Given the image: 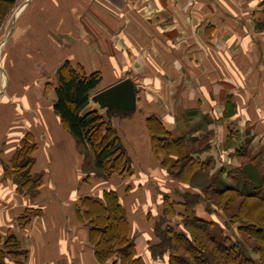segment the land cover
<instances>
[{
	"label": "crops",
	"instance_id": "0c3cea01",
	"mask_svg": "<svg viewBox=\"0 0 264 264\" xmlns=\"http://www.w3.org/2000/svg\"><path fill=\"white\" fill-rule=\"evenodd\" d=\"M21 5L0 51V264H100L77 211L83 198L102 200L108 191L117 193L138 254L147 261L157 243L147 220L154 204L164 194L180 203L175 193L189 188L161 168L149 117L186 144L212 131L211 151L192 158L211 157L222 168H236L233 156L241 149L249 158L264 153V0ZM66 61L88 75L101 73L93 95L125 79L135 84V114L109 119L128 151L133 177L106 180L86 171L81 145L53 109L56 73ZM28 134L37 144L31 173L44 180L34 197L5 178L4 166ZM196 211L202 219L224 222ZM28 213L33 215L22 226ZM9 236L17 239L16 250L6 249Z\"/></svg>",
	"mask_w": 264,
	"mask_h": 264
},
{
	"label": "trees",
	"instance_id": "16d2710c",
	"mask_svg": "<svg viewBox=\"0 0 264 264\" xmlns=\"http://www.w3.org/2000/svg\"><path fill=\"white\" fill-rule=\"evenodd\" d=\"M16 3L17 0H0V28ZM56 80L53 109L70 135L93 151L95 176L106 180L112 176L133 177L130 156L113 122L90 103L92 92L103 81L101 73L88 75L81 66L75 68L66 61L58 69ZM147 121L154 154L162 169L168 170L174 180L188 183L191 179L189 171L207 172L213 168L214 158L207 157L204 161L192 158L193 154L211 151L213 133L206 132L201 138L190 140L189 144L198 146V149L191 150L183 139L173 138L159 120L149 117ZM36 149L35 138L26 135L14 158L4 166L5 178H13L19 189L32 197L44 182L42 175L31 173ZM237 153L249 162L230 176L232 183L217 177L203 188V198L198 193H175L181 197L180 203L172 202L167 194L162 195L165 215L179 217L182 227L177 230L172 225L165 226L164 220L154 225L157 243L149 247L152 261L166 260L167 264H264V153L256 158H249L245 148ZM223 172L224 168L219 175ZM237 199H241L237 212L229 213ZM201 200L208 205L206 214L211 215L214 206L228 212L230 221H224L222 227L213 220L198 217L196 209ZM31 215L33 213L23 217L22 226ZM77 216L88 224L90 244L100 264H148L137 254L127 212L117 193L108 191L102 200L83 198ZM231 223L238 224L241 240L230 232ZM4 244L9 250L19 247L14 236H9ZM245 245L257 259L246 253Z\"/></svg>",
	"mask_w": 264,
	"mask_h": 264
},
{
	"label": "rangeland",
	"instance_id": "374dc122",
	"mask_svg": "<svg viewBox=\"0 0 264 264\" xmlns=\"http://www.w3.org/2000/svg\"><path fill=\"white\" fill-rule=\"evenodd\" d=\"M23 1H26V0H17L16 6L14 7L13 11L8 15V17H6V19L4 20V22L2 24V27L0 28V51H2V52L4 51V48H5L6 37L10 33L11 29L13 28L14 21L19 18L20 9L22 6L21 3ZM47 37H48V35L44 36V38L46 39L44 42V45H46V46L48 45V43H46V41H47V39H49ZM48 79L51 80L50 78H48ZM102 113L105 115L104 112H102ZM110 120H111V118H110ZM207 132L212 133V131H207ZM196 149H198L197 145H196ZM80 151L82 153V156H84L83 161H84L86 171L95 175L96 169H95V165H94V153H93V151L88 146H84V145H81ZM233 157H235V161H237L236 168L225 164L226 167L224 168V172L219 175V173L222 170L221 163H219L218 160L216 161L214 159L215 163L213 165V168H211L207 172L200 171L199 169L196 171H193V170L189 171V176H191V179L188 183L177 182L176 180H174L173 177H171L169 175L168 170H166V169L165 170L163 169V170L167 174V177H170L175 183H182V184L189 185L188 191L186 193H192V194L198 193L203 198V193H202L203 188L208 187L210 182H213L217 177H220L225 182L232 183L230 176L236 171V169L241 168L243 165H245L249 162L248 160H244V159L240 158L238 153H236V155H234ZM173 160H176V158L175 159L173 158ZM263 162H264V159H263ZM263 171H264V164H263ZM233 175H235V174H233ZM155 197L158 198L159 196L157 195ZM240 202H241V199H237L235 201L234 205L232 206V208H230L228 212L229 213H236L237 207H238V205H240L239 204ZM155 205H156V203L154 204L153 213L147 218V220H149V222H151V224L153 223L154 225L157 224V222L160 223L164 220L166 222L165 226L167 224H169V225L174 226L177 230H180V227H182L181 226L182 220L179 217H175L174 215H171V214L165 215L166 206L163 204V199L162 198L160 199V205L159 206H155ZM207 206L208 205L206 204V202L204 200H201L197 204V209H199L201 211L203 210L206 212ZM228 212L220 211V210L216 209L214 206L212 207V214L215 213L219 217V219H221L222 221H230V219L228 218ZM220 226L223 227V223ZM237 227H238V224L236 225V224L231 223L229 230L235 236V238L241 240V237H240V234L238 232ZM153 235H154V233H153ZM245 251H246V253H248L249 256H251L252 259H257L252 254V252L248 246L245 247ZM137 254H138V251H137ZM150 258H151V253L149 254V260L146 261L148 264H167L166 260H164V261L163 260L152 261Z\"/></svg>",
	"mask_w": 264,
	"mask_h": 264
},
{
	"label": "water",
	"instance_id": "95a60500",
	"mask_svg": "<svg viewBox=\"0 0 264 264\" xmlns=\"http://www.w3.org/2000/svg\"><path fill=\"white\" fill-rule=\"evenodd\" d=\"M136 95L135 84L125 79L93 95L90 103L95 105L96 111L104 112L108 119L120 115L130 117L137 109Z\"/></svg>",
	"mask_w": 264,
	"mask_h": 264
}]
</instances>
